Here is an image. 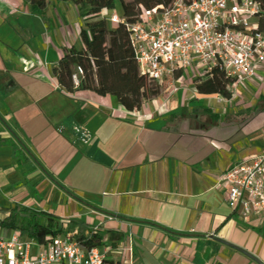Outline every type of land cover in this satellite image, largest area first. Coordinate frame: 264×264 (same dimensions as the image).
<instances>
[{
  "label": "crops",
  "instance_id": "obj_1",
  "mask_svg": "<svg viewBox=\"0 0 264 264\" xmlns=\"http://www.w3.org/2000/svg\"><path fill=\"white\" fill-rule=\"evenodd\" d=\"M82 28L70 4L32 13L0 0V209L121 234L116 264H264V217L242 221L216 189L229 168L264 154V110L248 113L264 93L219 113L214 96L177 75L181 90L165 89L126 120L115 98L68 95L53 76L83 49ZM47 247L33 243L30 254Z\"/></svg>",
  "mask_w": 264,
  "mask_h": 264
},
{
  "label": "built area",
  "instance_id": "obj_2",
  "mask_svg": "<svg viewBox=\"0 0 264 264\" xmlns=\"http://www.w3.org/2000/svg\"><path fill=\"white\" fill-rule=\"evenodd\" d=\"M139 12L134 23L126 22L117 10L98 17L112 29L125 27L141 76L177 92L181 90L173 85L177 75L194 71V84L218 69L234 81L230 100L219 96L209 100L219 113L243 104L242 96L255 100L264 93V10L256 0H177L169 8L147 10L141 6ZM82 75L78 69L73 77L75 86ZM122 115L130 121L140 118L123 108ZM216 189L224 194L227 208L242 221L263 218L264 154L229 168ZM33 243L19 231L7 236L0 229V264H116L104 248L88 251L65 235L52 240L36 256L30 254ZM127 251L131 248H120L116 253Z\"/></svg>",
  "mask_w": 264,
  "mask_h": 264
},
{
  "label": "trees",
  "instance_id": "obj_3",
  "mask_svg": "<svg viewBox=\"0 0 264 264\" xmlns=\"http://www.w3.org/2000/svg\"><path fill=\"white\" fill-rule=\"evenodd\" d=\"M29 6L32 13H39L50 0H22ZM56 4H70L77 9L78 16L83 20L79 39L83 45L81 51L71 49L53 69L52 73L61 89L68 95L93 94L100 98L113 97L128 113H138L142 107L153 102L163 94V88L140 75L134 55L129 45V38L124 26L112 29L98 16L120 8L126 22L138 20L139 7L152 10L156 7L169 8L177 0H51ZM192 1V0H186ZM264 10V0H256ZM83 72L78 77V86L74 85L73 77L77 70ZM196 93L200 96H219L225 100L232 98L234 81L226 78L218 69L212 70L204 80L194 82ZM264 110V96H261L249 114ZM213 122L219 117L209 110H203ZM176 117L172 116L171 120ZM0 229L9 236L19 231L23 237L39 247L49 245L60 236L73 238L83 249L103 248L104 237L95 233L73 232L71 228L63 232L57 230V219L40 213L14 208L0 209ZM45 218V224L41 219ZM108 241L113 247L123 242L124 236L112 231L106 232ZM104 264H114L104 262Z\"/></svg>",
  "mask_w": 264,
  "mask_h": 264
},
{
  "label": "rangeland",
  "instance_id": "obj_4",
  "mask_svg": "<svg viewBox=\"0 0 264 264\" xmlns=\"http://www.w3.org/2000/svg\"><path fill=\"white\" fill-rule=\"evenodd\" d=\"M117 10V12H119V13H121V10H120V8H117L116 9ZM194 74H195V72L193 71V72H189L188 74H186V76H188V79H191L193 76H194ZM165 89H163V91H164ZM0 217H2V218H4L3 217V215H0ZM42 224H45V223H43L42 222ZM56 227H57V230H60V228L62 227L61 226V224L60 223H58L57 222V224H56ZM63 232H66V229H64L63 228V230H62ZM103 236H104V245H103V248L106 250V251H108V257H114L111 253H112V251H114L116 248H114L113 247V243L112 242H109L108 241V235L105 233H103ZM116 246H118V245H116ZM110 248H111V250H110Z\"/></svg>",
  "mask_w": 264,
  "mask_h": 264
},
{
  "label": "water",
  "instance_id": "obj_5",
  "mask_svg": "<svg viewBox=\"0 0 264 264\" xmlns=\"http://www.w3.org/2000/svg\"><path fill=\"white\" fill-rule=\"evenodd\" d=\"M237 250V249H236ZM238 252H241L242 254H244V255H246V256H248L246 253H244L243 251H241V250H237Z\"/></svg>",
  "mask_w": 264,
  "mask_h": 264
}]
</instances>
